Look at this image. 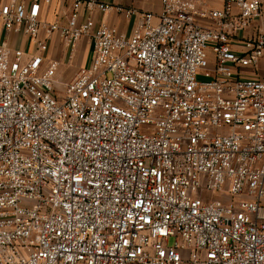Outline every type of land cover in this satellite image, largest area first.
<instances>
[{"label":"built area","instance_id":"obj_1","mask_svg":"<svg viewBox=\"0 0 264 264\" xmlns=\"http://www.w3.org/2000/svg\"><path fill=\"white\" fill-rule=\"evenodd\" d=\"M50 2L0 0V264H264V0L129 8V35ZM54 33L90 42L59 82Z\"/></svg>","mask_w":264,"mask_h":264},{"label":"crops","instance_id":"obj_2","mask_svg":"<svg viewBox=\"0 0 264 264\" xmlns=\"http://www.w3.org/2000/svg\"><path fill=\"white\" fill-rule=\"evenodd\" d=\"M110 5V8L107 12H94L92 17L95 21V25L98 26L100 24H106L115 26L120 32L123 34L129 35L137 20V14H129L126 12L127 9L132 8L136 10V12H159L160 11V0H99ZM73 5V0H51L49 5H42L43 16L47 22L52 21H59L64 22L65 17L70 11V8ZM215 5L220 6L219 2H216ZM118 8H123L124 10H119ZM87 16V12L82 9L81 14L79 17V21H83L84 18ZM255 27H259L261 30L264 31V13L262 17L254 22L251 27L245 30V36H248L253 33ZM58 38V48L60 49V54L64 55L68 52V48L64 44L61 43L60 38L57 33L52 35V46L50 47L53 49V41L54 37ZM85 46L87 52L90 50V42L87 38H82L78 42L74 55H78V52L82 49V46ZM56 47V48H57ZM234 48H237L233 46ZM55 49V48H54ZM52 58H55L52 57ZM57 59V58H55ZM59 60V59H57ZM78 60V59H77ZM85 65V59L81 55L79 61L72 66V69H77L81 66ZM60 66V61H59ZM75 72V71H73ZM242 74L245 78H264V58H262L257 66V68L252 67H244L240 70V75Z\"/></svg>","mask_w":264,"mask_h":264},{"label":"rangeland","instance_id":"obj_3","mask_svg":"<svg viewBox=\"0 0 264 264\" xmlns=\"http://www.w3.org/2000/svg\"><path fill=\"white\" fill-rule=\"evenodd\" d=\"M55 34V33H54ZM54 37V36H53ZM52 46V42L50 41L49 49L44 53L45 59H50L55 56V58L59 59L60 66L57 71V80L58 82L60 80H68L70 79L78 70V68L72 69L73 65L76 63V61H79L81 55L83 56V59H85V65H88L91 59V52H87L86 47L83 45L82 49L78 52V55H73L71 58H69L68 52L66 54H60V49L58 46V38L54 37L53 41V49L50 47ZM57 47V48H56ZM78 59V60H77ZM84 65V66H85ZM75 71V72H73ZM242 77L245 78V76L242 74ZM202 79V78H200ZM172 239L169 240V243H172Z\"/></svg>","mask_w":264,"mask_h":264}]
</instances>
